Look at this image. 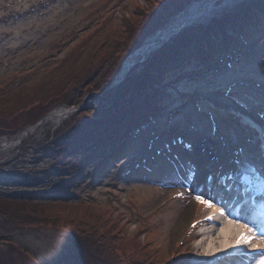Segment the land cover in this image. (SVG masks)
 Returning a JSON list of instances; mask_svg holds the SVG:
<instances>
[{
  "label": "rangeland",
  "instance_id": "rangeland-1",
  "mask_svg": "<svg viewBox=\"0 0 264 264\" xmlns=\"http://www.w3.org/2000/svg\"><path fill=\"white\" fill-rule=\"evenodd\" d=\"M36 1L0 0V201L6 202L5 209L0 211V234L9 233L8 237L12 239L8 241L0 237V260L12 264L74 263L71 253L81 248L82 243L76 234L59 225L65 221L63 219L79 220L90 228L99 223L98 233L105 231L108 223L112 228L117 226L115 231L119 236L117 246H113L117 257L113 252H107L105 256L115 258V264L117 259L119 264H143L142 250L145 247L155 249L157 254L154 255L160 260L168 258L173 252V256L194 255L193 243L188 237H184V231L192 222L202 220L209 208L205 205L197 206L195 201L196 195L207 198L211 184L208 181L230 177L264 202V146L261 141L254 144L258 136L264 138V133L253 136V131H248L247 139L240 143L236 168L234 161L222 160L221 170L213 176L210 174L214 158L217 154L222 157L223 149L226 148V143L212 139L213 115H226L225 111L234 112L244 125L246 119L241 115L240 104L244 105L246 102L261 110V113L264 112V21L263 29L256 34L253 48L257 50L254 54L241 51L234 60L236 64L231 67L223 65L214 71L189 72L192 81L186 75L183 76L182 81L176 84V89H172V94L168 96L167 101L171 102L172 97L175 99L174 103L159 113L158 138L175 147L174 140L171 139L175 131L169 129L172 131L169 136L161 132L179 119L181 125L187 124V139L192 138L191 147L198 149L192 154L194 159H190L187 171H182L183 176L176 174L172 166L165 164L162 169L154 167V172L163 171L167 174L160 188L136 183L123 184L122 181L113 183L111 173L114 167L111 166L106 167L100 180L97 179L90 188H86L90 181V166L82 162L81 174L71 177L68 172L62 174L61 170L56 169L58 165L53 164L56 161L51 158L52 155L43 158L46 153H42L37 159L35 153L37 149L49 150L52 147L49 143L51 138L64 131L63 122H60L63 112L73 110V107L67 105L69 102L66 91L70 83H73L74 91L80 93L84 89L83 82L90 83L94 80V87L99 88L107 82V73L104 71L110 69L108 64L113 62L114 69L111 73L117 70L116 79L133 61L138 62L135 67L140 71L141 60L150 63L155 56L153 53L156 47L164 46L165 49L168 44L183 37V34L178 35L179 32L174 30L178 24L184 23L186 26L191 22L196 23L192 32L202 34L204 24L211 22L212 18L221 17L226 9L240 0H200L192 2L185 10H180L169 18V13H166L168 22L164 26L147 34L144 43L138 47L133 43L138 41L140 32L132 34L130 38L133 43L131 46L126 45L127 48H122L121 45L126 37L124 30L120 28L121 18L124 14L130 16L134 11L135 0H122L114 10L111 7L117 0H47L45 3L30 5ZM137 1L147 5L145 0ZM173 4L168 2L165 11L177 9V4ZM100 21L106 23L101 22V25ZM168 37H171L170 40ZM105 38L114 40V43L110 45ZM239 60L242 61L240 65L237 63ZM66 82L68 84H64ZM75 82H82V85H76ZM60 84L62 86L56 89ZM53 91L57 94H53ZM230 92L238 95H230ZM51 93L54 97L49 98ZM183 93L194 95L192 98L182 99L180 97H184ZM195 99L198 100V109L195 108ZM181 102V107L166 120L164 110L176 107ZM153 104L162 105L161 102L149 103ZM94 106L95 104L89 112ZM146 109H149L148 105H145ZM40 115V121L33 123ZM89 120L92 119L87 115L74 120L80 124L85 135H91L87 132L97 135L99 131L106 129ZM23 124L27 125L21 128ZM259 127L264 131V120L259 121ZM242 131L245 134V130ZM221 132L224 135L231 133L232 143H236L242 136L236 133V138L233 127H226ZM143 137L148 142L149 136ZM126 142V152H130L125 157L134 151H142L141 137L130 138ZM154 144L157 145L158 141L151 140L149 147L152 149ZM181 148L176 146L180 157L184 153ZM76 155L77 153L70 154V158L74 159ZM184 156L187 157L186 154ZM73 169L74 174L77 173L78 167ZM48 174H54V178L37 188L32 187L40 192L35 195L34 200L18 194L25 185L47 178ZM206 181L208 185L205 184ZM175 189L179 191V195L175 198L172 196L171 199L170 194ZM44 192H71L70 195L75 200L72 203L50 201ZM89 194L92 196L88 200ZM168 198L171 200L165 204L163 201ZM73 223L77 222L68 224ZM141 226H148V230L138 232L137 229ZM92 244L94 243L88 242V247ZM18 245L22 250H18ZM131 250L135 253H127ZM87 252L83 245L84 258L80 260L84 264H99L98 261L94 263ZM260 257L262 260L264 255L261 254ZM122 258L125 260L121 262Z\"/></svg>",
  "mask_w": 264,
  "mask_h": 264
},
{
  "label": "trees",
  "instance_id": "trees-1",
  "mask_svg": "<svg viewBox=\"0 0 264 264\" xmlns=\"http://www.w3.org/2000/svg\"><path fill=\"white\" fill-rule=\"evenodd\" d=\"M45 1L47 0H37L35 3L30 5L45 3ZM145 1L147 4L146 6L135 0V6L133 9L134 11L130 13V16H126L124 14L123 18H121L120 28L123 29L126 34V37L122 40V48L131 46L133 41L130 36L139 32L140 34L138 41L136 43L134 42L133 44L135 47L141 45L147 34H149L151 31L154 32L156 29L164 26L168 22V18L170 16H173L175 13L185 8V6L191 0H162V2H152L151 0ZM121 2L122 0H117L116 4L111 7V10H114L116 7L118 8ZM168 2H171L172 4L174 3L173 5L177 4V9L171 12H166L165 10L167 9ZM166 13H169L168 18L165 16ZM262 14H264V0H251L248 2L244 0L243 2L236 4L231 11L223 12L221 17L216 19L213 18L211 22H208L206 26L201 29L202 34L191 33L182 30L180 32V34H183L181 39L176 40L175 43L170 44L165 49L162 47L155 50L153 53L155 56L153 60L150 61V63L141 62L140 65L142 70L140 71L130 68L123 81L119 85L112 88H108V86L118 73L116 69L111 73V71L114 69L112 67L114 62L112 64H108L110 69H106L104 71L105 74L107 73L106 77L108 80L99 88L94 87V80L90 83L83 82L84 89L80 93V91H74L73 83L71 82L66 91V94H68L67 100L69 102L67 104L78 105L83 101L82 107L78 111L72 113L66 120H64V131L61 132L59 136L54 135L51 138L49 143L52 145V147H50L49 150L37 149L35 151L36 158L39 159V155L42 153H46L43 158L47 155H52L51 158L56 161L53 164L58 165L56 169L61 170L62 174L68 172L71 177H75L77 174H79L82 161L84 160L85 164L92 167L95 174L92 175L90 181L86 185V188H90L93 185L94 180L97 177L96 175H98L102 170L105 171L108 162H110V164L113 163L116 165L115 170L120 171L124 175L133 172L134 169L138 170L137 167H140L141 165L145 166L142 160L141 162H138L133 160L132 157L123 159L120 163H116L115 159L113 160V157L121 153V150L125 151L126 149L127 142L124 144L125 147L122 146L119 150L116 149V146L121 142V137L127 138L130 135L132 136L134 133L133 129L139 128L144 123H146L145 127L141 128L144 130L142 132L144 136H148L151 130H158L159 119H157L156 115H149L150 112L144 113L141 108V106H143L142 102L148 103V101L151 100H156L157 102L159 99H163L162 95L170 90V87L173 85L171 84V81L173 78L178 76L180 72L188 69L197 71L196 68H199L198 70L207 69L205 65H210L212 63L210 60L216 58L221 60L220 58L228 53V50L225 49L232 47L231 44L233 45L235 41H240L241 36L243 38V34L240 32L244 31L246 26H249L252 23H257L259 21L258 17H262ZM101 22L104 21H100L99 24L102 25ZM253 30L255 29H251L248 35ZM239 34L242 35L239 36ZM105 40H107V43L110 45L114 43V40H108V38H105ZM251 42L252 37H249L248 45L251 44ZM240 44L244 45V43ZM189 59H194L196 62H199L198 66L191 68L190 65L183 64ZM168 62L175 63V66L171 68L170 71L165 67V64ZM220 64L225 65V62ZM172 75L176 76L170 80L169 78L172 77ZM67 82L64 84H68ZM76 85L81 86L82 82ZM61 86L62 84H60L56 89L60 88ZM65 89L66 88H64V90ZM114 89L115 91L112 92ZM54 91L53 94H57L54 93ZM51 94L49 95V98L54 97L53 94ZM100 101H102V103H99ZM107 101H110V103H107ZM91 102H93L95 106L92 108L91 112H89L93 106ZM44 108L42 110H44ZM147 110L148 109H146V111ZM86 115L92 119L89 121L96 122L97 125H100L101 127L104 126L106 129L104 131H99V134L97 135H94L93 132H87L91 135H85L86 133H82L79 126L80 124L78 125L74 120L77 117ZM41 116L42 115H40L38 118L36 117L33 123ZM149 119L152 120L150 121ZM25 125L23 124L21 128ZM73 153H77L74 159L70 158V154ZM75 166L78 167V171L74 174L73 168ZM129 166L132 168H129ZM53 178L54 174H48L47 178L43 177L38 180H34L35 183L25 185L21 190L18 191V194L23 197L26 196L25 198L28 200H34L35 195L40 192L39 190H35L32 187L37 188L38 186L46 184V181ZM59 180L56 182H59ZM75 189L78 188L76 187ZM70 193L71 192H50L49 194L44 192L43 194L48 197L50 201L72 203L74 202L75 198H73ZM91 196L92 194H89L87 199L89 200ZM90 201L92 202V200ZM5 203V201H0V211L5 209ZM51 203L53 204L55 202ZM47 206L50 205H46V207ZM136 210L141 212L137 208ZM133 212L135 211L133 210ZM3 218L5 221H7L4 216ZM63 220L65 221L61 222L59 225L63 229L69 230L76 234L80 238L82 247L85 245V249L88 251L86 253L87 256L91 257L94 263L98 261L99 264H104L105 262L109 261L110 264H115V258H107L105 256L107 252H113L115 256L117 255L114 248L117 246L116 243L119 236V233L115 231L117 226H113L112 228V226H110L108 223L105 231L98 233L97 228H99V223H96L95 226L90 228L86 224L80 223L79 220ZM72 222L77 223L68 224ZM147 227L148 226H141L137 229V231L145 232L148 230ZM8 235L9 233L6 234V232H3L0 234V237L7 239L8 241H12ZM88 242H93L94 244H92L89 248ZM82 247L77 248L71 253L72 258L75 261L72 264H84L83 260H80L84 258L82 255ZM18 250H22V247L19 245ZM142 251L143 264H169V261L174 262L176 258L183 257L182 254L173 256V252L168 256V258L160 260L158 259L159 257L154 255L157 254L155 249L149 250L145 247ZM127 253L134 254L135 252L131 250L127 251ZM26 254L29 255V253ZM123 260H125V258H122L120 261L122 262ZM119 263L120 262L117 259V264ZM0 264L12 263H8L6 260L1 259Z\"/></svg>",
  "mask_w": 264,
  "mask_h": 264
},
{
  "label": "bare ground",
  "instance_id": "bare-ground-1",
  "mask_svg": "<svg viewBox=\"0 0 264 264\" xmlns=\"http://www.w3.org/2000/svg\"><path fill=\"white\" fill-rule=\"evenodd\" d=\"M220 208L221 207L214 204V207L209 208L207 210L206 213L207 214L209 213V215H207V216L209 217L212 215H219L218 210ZM207 220H209V219H207V217H206L205 221H207ZM222 223L223 222L220 219V224H222ZM241 225H243V224H241ZM248 227L249 228H255V227L250 226V225H248ZM222 231H225L224 235L221 236L220 238L218 237L221 245H218V243L214 240L215 238L210 239L208 236L195 241L193 244V248L196 252V255H203V254L212 255V254H215L216 252H220V251L224 250L227 247V245L230 244L233 240H236L237 237L239 238L241 236V234L243 233V231L245 232V234H247V230L244 228H240L239 224H234L231 226H224V227H222ZM235 233H237V236L235 235ZM233 235L235 237H233ZM254 241L255 242H253V244H256V245L260 244L261 246H263L262 239H259V241H257V240H254ZM225 243H226V245H222ZM207 245H209V246H207ZM234 245H236V241L232 244V246H234ZM222 246H225V247H222ZM251 257H254V256H251Z\"/></svg>",
  "mask_w": 264,
  "mask_h": 264
},
{
  "label": "snow or ice",
  "instance_id": "snow-or-ice-1",
  "mask_svg": "<svg viewBox=\"0 0 264 264\" xmlns=\"http://www.w3.org/2000/svg\"><path fill=\"white\" fill-rule=\"evenodd\" d=\"M182 195V194H181ZM195 199L204 204L206 207L212 208L214 207V203L212 199H204L202 195H196ZM219 214L223 216L225 214V209L222 207L218 210ZM213 217L209 216L207 219H212ZM231 223V221H229ZM195 226V224L193 225ZM240 227L244 228L247 230V234H241V236L236 240V245H249L252 244L253 240H258V239H264V226H262V232L260 235H257V231L255 228H249L247 224L240 225ZM253 249H258L261 247V245H256L252 244ZM264 259V258H262Z\"/></svg>",
  "mask_w": 264,
  "mask_h": 264
}]
</instances>
